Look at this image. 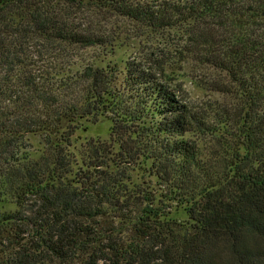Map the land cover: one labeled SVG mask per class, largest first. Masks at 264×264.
<instances>
[{
    "label": "trees",
    "instance_id": "obj_1",
    "mask_svg": "<svg viewBox=\"0 0 264 264\" xmlns=\"http://www.w3.org/2000/svg\"><path fill=\"white\" fill-rule=\"evenodd\" d=\"M99 6L182 25L232 106L74 53L111 42ZM0 264H264V0H0Z\"/></svg>",
    "mask_w": 264,
    "mask_h": 264
},
{
    "label": "rangeland",
    "instance_id": "obj_2",
    "mask_svg": "<svg viewBox=\"0 0 264 264\" xmlns=\"http://www.w3.org/2000/svg\"><path fill=\"white\" fill-rule=\"evenodd\" d=\"M135 2L137 0H128ZM152 3L166 1L180 2L183 0H141ZM93 3L94 0H89ZM98 19L106 26L111 36L107 46H80L74 49L86 61L102 63L117 59L119 61L135 60L145 70L154 72L162 83L172 88L182 99L201 114H212L222 105L232 106L235 97L232 94L220 92L216 82L224 81V73L218 72L202 61L195 59L186 51V37L182 25L155 29L145 26L126 17L108 13L106 7L99 6ZM82 21V18L80 19ZM109 122L100 121L90 124L80 131L79 138L90 137L108 139ZM185 137L194 140L206 155L212 136L199 132H190ZM33 141L34 155L38 154L37 138Z\"/></svg>",
    "mask_w": 264,
    "mask_h": 264
}]
</instances>
